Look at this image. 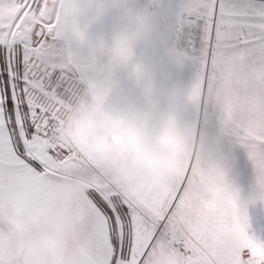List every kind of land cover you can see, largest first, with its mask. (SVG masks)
I'll list each match as a JSON object with an SVG mask.
<instances>
[{
	"label": "snow or ice",
	"instance_id": "6c2138e0",
	"mask_svg": "<svg viewBox=\"0 0 264 264\" xmlns=\"http://www.w3.org/2000/svg\"><path fill=\"white\" fill-rule=\"evenodd\" d=\"M0 264H264V0H0Z\"/></svg>",
	"mask_w": 264,
	"mask_h": 264
}]
</instances>
